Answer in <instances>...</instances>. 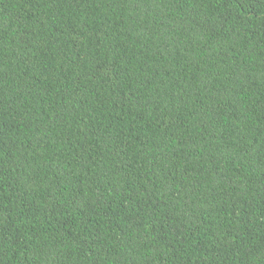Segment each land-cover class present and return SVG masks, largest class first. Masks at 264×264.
<instances>
[{
	"label": "trees",
	"instance_id": "16d2710c",
	"mask_svg": "<svg viewBox=\"0 0 264 264\" xmlns=\"http://www.w3.org/2000/svg\"><path fill=\"white\" fill-rule=\"evenodd\" d=\"M0 264H264V0H0Z\"/></svg>",
	"mask_w": 264,
	"mask_h": 264
}]
</instances>
